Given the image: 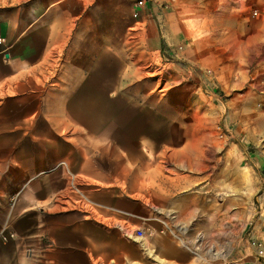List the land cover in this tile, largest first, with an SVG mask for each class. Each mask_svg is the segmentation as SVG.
Returning a JSON list of instances; mask_svg holds the SVG:
<instances>
[{
	"label": "rangeland",
	"instance_id": "1",
	"mask_svg": "<svg viewBox=\"0 0 264 264\" xmlns=\"http://www.w3.org/2000/svg\"><path fill=\"white\" fill-rule=\"evenodd\" d=\"M136 1H112L110 24L98 25L105 33L80 34L64 51H51L42 80L5 74L0 102L22 93L45 104L48 137L91 138L75 146L79 153L129 172L142 159L132 139L145 138L138 129H152L156 140L146 148L167 185L154 204L167 210L165 233L196 264H264L251 247L257 241L264 250V0L164 1L186 33L179 56L166 59L143 53L134 36ZM103 74L111 81L93 85ZM26 117L33 126L34 115ZM109 140L118 145L102 144ZM178 173L191 180L185 191L197 209L186 226H170L165 176ZM153 234L148 227L138 238L148 244V264ZM183 234L189 241H179Z\"/></svg>",
	"mask_w": 264,
	"mask_h": 264
},
{
	"label": "crops",
	"instance_id": "2",
	"mask_svg": "<svg viewBox=\"0 0 264 264\" xmlns=\"http://www.w3.org/2000/svg\"><path fill=\"white\" fill-rule=\"evenodd\" d=\"M112 1L119 0H0V81L5 74L26 73L42 80L51 51H64L80 34L106 32L103 24L105 19L110 24ZM164 1L170 0H144L132 26L143 53L161 59L178 57L186 36L178 12L167 10ZM134 10L130 8L132 15ZM91 81L111 78L103 74ZM28 114L34 115L33 126L26 123ZM46 123L45 104H32L22 93L0 102V229L8 226L15 234L13 241L0 244V264H148V244L124 236L129 228L144 233L148 227L154 231L151 264H196L163 230L169 223L167 210L154 205L167 185L148 159L146 147L156 140L152 129L142 127L136 134L145 138L132 139L142 159L129 172L121 163H101L93 154L79 153L75 146L90 145L91 138L48 137ZM102 144L118 145L111 140ZM74 174L93 203L113 211L78 207L71 192ZM165 177L170 179V226L189 225L192 209L197 210L185 191L191 180L182 173ZM177 238L189 241L184 234ZM245 264L262 263L250 259Z\"/></svg>",
	"mask_w": 264,
	"mask_h": 264
},
{
	"label": "built area",
	"instance_id": "3",
	"mask_svg": "<svg viewBox=\"0 0 264 264\" xmlns=\"http://www.w3.org/2000/svg\"><path fill=\"white\" fill-rule=\"evenodd\" d=\"M144 6H145L144 0H137L136 1L135 10H134V13L132 15L134 19H137L139 17V10L144 8ZM255 15H256V12L253 11L252 16L254 17ZM3 44H4V41L2 38H0V46H2ZM71 192L77 199L75 204L78 205V207H80L82 210H85L87 207H90V208L95 209V210L113 211V209H111V208L93 203L87 197V195L85 193H83L79 189V187L74 183V180L71 184ZM18 196H19V194H16L14 197H12L11 207L15 204V201L18 198ZM124 236L126 238L135 237V238L142 239L143 233L141 231H134L133 232V231L128 229V230L124 231ZM14 239H15V234L9 231L8 226L0 229V244L1 245H6L7 243H9L10 241H13ZM251 247L255 250L258 258L264 257V250H262L261 243H259L257 241H252ZM27 255L30 256L29 253Z\"/></svg>",
	"mask_w": 264,
	"mask_h": 264
}]
</instances>
